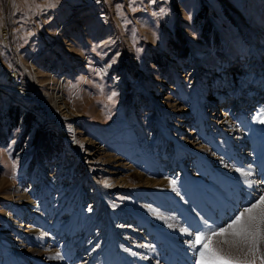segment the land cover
<instances>
[{"label": "rangeland", "instance_id": "1", "mask_svg": "<svg viewBox=\"0 0 264 264\" xmlns=\"http://www.w3.org/2000/svg\"><path fill=\"white\" fill-rule=\"evenodd\" d=\"M193 47L204 52L203 58L191 56ZM0 72L11 76L0 80V87L8 91L0 95V232L10 213L31 209L20 198L22 193L32 200V209L47 213L48 219H43L38 237L23 238L24 250L36 249L34 255L23 257V264H60L49 249L60 254L62 264H81L95 245L96 256L87 263L102 264L108 253L99 251L97 243L108 229L99 225L96 213L112 210L114 204L121 206L125 223L145 233L139 237L115 230L121 235L118 243L137 254L120 249L121 257L115 253L119 264H150L141 256L157 254L158 243H163L158 240L168 236L158 226H140L146 220L130 212L132 192L118 187L116 178L125 175L132 182V170L147 177L169 171L164 176L169 188L185 193L179 184L181 167L167 163L173 144L158 138L157 109L168 132L191 147L187 131L194 122L193 130H203L206 144L199 138L207 148L202 149L210 155L216 154L217 143L224 144L223 132L237 144L238 132L213 124L225 112L235 123L240 113L247 117L239 130L246 141L255 135L256 141H263L264 101L249 106L253 101L248 94L256 98L264 93V0H0ZM121 72L126 80L119 85ZM52 91L61 93L77 116L64 122L74 124L68 134L78 143L80 155L37 100L39 93L53 102ZM213 100L219 105L214 107ZM205 111L208 118L203 117ZM160 147L165 153L158 162ZM192 158L185 161L190 172ZM123 165L131 170H122ZM60 205L74 209L75 215L54 216L48 207ZM176 209L173 204L170 219L192 231L194 221ZM95 214L89 234V243H95L75 258L63 252L66 241L58 234L70 232L71 220L81 222ZM203 217L195 225L205 224ZM29 220L24 217L20 231ZM145 230L151 232L147 239ZM128 241L142 243L133 248ZM151 248L155 251H148Z\"/></svg>", "mask_w": 264, "mask_h": 264}, {"label": "bare ground", "instance_id": "2", "mask_svg": "<svg viewBox=\"0 0 264 264\" xmlns=\"http://www.w3.org/2000/svg\"><path fill=\"white\" fill-rule=\"evenodd\" d=\"M191 53V56L199 58H203L204 54V52L197 47H193ZM10 77L11 76H9L8 74L0 72V80H8L11 79ZM117 79L119 85H122L124 83V80H126L125 73H122L121 76L118 75ZM6 91L7 89L4 90V88L0 87V95L7 94L8 91ZM52 93V96L54 98L53 102L50 101L48 97H45V95L39 93H36L38 94L36 95L37 100L39 103H42L43 106L48 108L53 121L59 125L61 134L64 136L67 144L75 151V155H78L80 153L78 143L76 142V140H74V138H70L68 134V132L73 131L74 124L72 122H64L66 120H74L77 118V116L74 112L71 111L67 104V101L61 95V93H57V91H52ZM248 97L252 99L251 101H253V103H250L249 106L264 101V93L260 94L259 96L257 95L256 98H253L251 94H248ZM213 103L214 107L219 105H216L217 102L215 103L214 100L212 101V104ZM156 113L158 121L157 124L159 126L157 127V129L159 128L158 134L160 135V137L158 138L163 140V144L169 143V141L171 140V144H173L174 148L171 150L173 152L169 155V161L167 163H170L171 167L175 165L179 168L181 167L182 170L179 171L181 173L174 172L173 174H179V184L182 188H185V193L178 192L177 189L174 191V189L171 190L169 188V180L164 177L167 173L171 174L169 171H165V173L163 171L162 176L157 177L153 176V174L147 177L136 170H132L131 173H133L134 177H136L134 179L131 177L133 179L132 182H128V177L124 175L123 177L120 176L116 178V185H121L118 187L122 189H129L132 192V200H130L129 205L130 212L133 216H135L134 218L142 217L146 220L145 222H140L142 223V225L140 226L143 229L150 230L149 226H158L159 231H164L166 236H168L166 238L164 235L158 240L163 241V243L161 244L158 243V247L160 248V251H158L159 254L149 253L148 255H143L141 256L142 260L150 264L152 262L151 259L153 260L154 258L157 261L156 264H196V251L191 247L190 242L194 239V236L198 233V231H200V228H203L202 231H205V229L207 231V227H210L207 226V223L212 225L211 229H217L219 227L226 226L231 222L232 219L235 218L237 214L254 203L255 200L258 199L259 195L264 194V137H262L263 141H256L255 135L254 137L251 136L250 138H248L249 141L251 140L250 142L246 141L244 134L240 133V131L242 130H240V128H242L241 126H246V123L248 121L247 117L243 113H240V116L237 115L239 116L237 118L239 121H236L235 123L229 121L226 116L227 113L225 112L220 116V119L218 121L215 122L213 120V124H222L220 126L224 125L225 128L232 133L238 132L239 136H236V138L238 139L237 144L234 145L230 143L231 135H229V133L223 132L221 136L225 145L222 143H217L216 154L210 155L206 151H203V149L207 148V145H205L207 139H204L202 137L203 130L200 129L197 131L198 128L196 130H193V128H195L194 122H191L189 131H187L188 138L192 139L194 144H197H195V146L193 144V146L191 147L190 145L183 143V140L176 139L174 134H170L164 124L163 117L161 115L159 116L158 114L160 113V110L157 109ZM203 117L208 118L206 117V111L205 113H203ZM183 121L188 122L190 120L185 119ZM195 134H198V136L195 137ZM199 137H202L204 140H206L205 144ZM198 138L199 140L196 141V139ZM164 153L165 152H163L162 149L159 150V159L158 157L155 159L160 162V158H162L161 156L164 155ZM190 156H193L192 161H195L191 169V171L193 172H190L188 170L189 164L185 165L186 158H190ZM167 163L165 164L167 165ZM186 163L188 162L186 161ZM127 166L128 165H123L122 170H131V168ZM158 166H160L159 163ZM23 172L24 171H21V174H23ZM99 190H97V192ZM186 193L189 194V198ZM183 194H185V197L183 196ZM145 195H147V199L142 198ZM20 196V198H22L27 205L29 204L27 208L30 207L31 209H25V212V210L20 207V209L16 210L14 214L10 213V215H8V225H6L5 229L1 230L0 232V264H23L25 263L23 257L34 255L36 253L35 248L30 247L24 250L23 238H30V240H33L34 237H38V234L42 232L41 225L43 219L45 220L47 213L38 212L39 210H37V208L32 209L35 208L32 206V200H26L28 196L25 193H22ZM14 204L17 207L18 204L15 201ZM173 204L177 205L178 209L176 210H179L187 216V218L190 220V223L191 221L195 222L198 217L203 215L207 219L204 220L205 224L198 221L199 224L197 223L195 225L196 222H193L192 231L183 230L177 225V223H174L172 219H170L171 217H173L171 216V212H173ZM198 204H200V206ZM112 207V210L106 208L104 211L102 210V208H100V211H103V213H96L100 218L99 225H104V227H107L108 229L106 238L101 240L100 243H97L100 246V248H97L99 249V251L103 248L104 250H106L105 253H108L106 257L107 260L104 259L105 262L101 260L103 262L102 264H110L111 260L114 262V264H119L118 259L121 256L118 254L120 252V249H125V253L127 250L129 252L128 254L137 256V254H135V252L131 250L132 248L120 245L118 243L117 239L121 235L116 234L115 230L120 232L125 230L127 233L129 231L131 235L139 234V237H143L145 234L142 233V231H136V229L128 224V222L125 223V214L123 215L119 213V209L121 206H116V204H114V206ZM48 208H50L49 210L53 211L54 216L57 217H63L65 212L67 213V217L75 215L73 213L74 209L70 211V208L67 206L60 205L56 208ZM131 209H134V211H132ZM76 211L77 210H75V212ZM134 213L140 214L142 216H137ZM96 214L84 219L81 222L80 219L75 221L71 220V225L69 228L70 232L68 234H63L64 230H61L62 232H60L58 235L59 237L61 236V240L64 239L66 241V244L64 246V248H66L62 250L63 252L72 254L73 258H75L77 254L80 255V253L83 252L84 249H88L93 245V243H95H89V240L93 239L89 237V234L90 232H92L91 229L93 228L90 225L97 221L95 220ZM24 217H29V222L31 223L23 225L26 227L20 231V227L22 225L21 223L23 222ZM10 220L11 222H9ZM46 221H48L47 218ZM149 223L151 224L149 225ZM201 225H203V227H201ZM146 230L145 232L148 235H145V238L147 239L151 232ZM67 235L69 238L67 237L66 239ZM96 239L99 240L97 236L94 237V240ZM11 240L12 242H10ZM16 240L17 242H15ZM74 240L76 242L75 244H72V241ZM154 241L157 242L156 239ZM90 242H92V240H90ZM127 243H130V241H128ZM141 243L133 242L130 243V245L134 248V245ZM152 245L154 246V244ZM221 246L227 249V246ZM95 247L96 245L88 253V258L90 259L87 258V261L82 262L81 264H85L87 262L89 263L95 258ZM75 250L78 253H74ZM130 250L132 252H130ZM153 250L155 251V248H151L148 251ZM48 251H52L56 259L58 260V263L62 264L63 259L57 257L56 250V254L54 253V249H49ZM115 253H117L116 255L120 257H116ZM242 258L245 257H243V255L241 254V259Z\"/></svg>", "mask_w": 264, "mask_h": 264}, {"label": "snow or ice", "instance_id": "3", "mask_svg": "<svg viewBox=\"0 0 264 264\" xmlns=\"http://www.w3.org/2000/svg\"><path fill=\"white\" fill-rule=\"evenodd\" d=\"M115 95L113 93L109 101ZM170 183L175 185L174 180ZM217 237L222 239L217 241ZM190 244L197 252L196 264H256L257 259L259 264H264V194L226 226L198 232ZM241 254L245 259H241ZM59 255L57 253V257Z\"/></svg>", "mask_w": 264, "mask_h": 264}]
</instances>
